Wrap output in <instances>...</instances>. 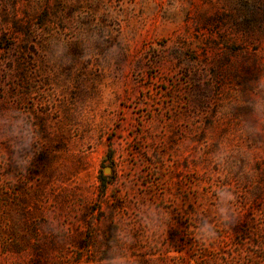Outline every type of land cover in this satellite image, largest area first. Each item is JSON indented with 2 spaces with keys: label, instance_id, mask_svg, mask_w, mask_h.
<instances>
[{
  "label": "rangeland",
  "instance_id": "374dc122",
  "mask_svg": "<svg viewBox=\"0 0 264 264\" xmlns=\"http://www.w3.org/2000/svg\"><path fill=\"white\" fill-rule=\"evenodd\" d=\"M0 264H264V0H0Z\"/></svg>",
  "mask_w": 264,
  "mask_h": 264
},
{
  "label": "trees",
  "instance_id": "16d2710c",
  "mask_svg": "<svg viewBox=\"0 0 264 264\" xmlns=\"http://www.w3.org/2000/svg\"><path fill=\"white\" fill-rule=\"evenodd\" d=\"M115 234H116L115 226H109V228L107 229V232L105 233V237L113 238Z\"/></svg>",
  "mask_w": 264,
  "mask_h": 264
},
{
  "label": "water",
  "instance_id": "95a60500",
  "mask_svg": "<svg viewBox=\"0 0 264 264\" xmlns=\"http://www.w3.org/2000/svg\"><path fill=\"white\" fill-rule=\"evenodd\" d=\"M107 171H108V168H105V169H104V172H107Z\"/></svg>",
  "mask_w": 264,
  "mask_h": 264
},
{
  "label": "clouds",
  "instance_id": "9594fccd",
  "mask_svg": "<svg viewBox=\"0 0 264 264\" xmlns=\"http://www.w3.org/2000/svg\"><path fill=\"white\" fill-rule=\"evenodd\" d=\"M231 198V197H230Z\"/></svg>",
  "mask_w": 264,
  "mask_h": 264
}]
</instances>
